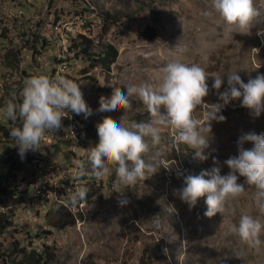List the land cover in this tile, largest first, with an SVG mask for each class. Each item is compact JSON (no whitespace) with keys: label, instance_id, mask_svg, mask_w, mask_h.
<instances>
[{"label":"rangeland","instance_id":"374dc122","mask_svg":"<svg viewBox=\"0 0 264 264\" xmlns=\"http://www.w3.org/2000/svg\"><path fill=\"white\" fill-rule=\"evenodd\" d=\"M86 1L91 3L86 7L91 8L98 20L88 22L80 30L72 20L86 21L88 10L70 9V0H0V30L1 27L6 30L5 38L0 39V138L6 139L0 140V148L6 144L10 149L15 146L9 133L13 125L2 111L7 102L13 100L23 87L25 78L55 74L51 71L52 45L41 41L48 29H55L57 40L73 41L83 34L94 43L107 42L117 50L115 61L107 70L98 65L90 67L86 57L75 54V49L73 56L66 57V63H58L57 73L77 79L86 103L93 110L87 117L91 126L84 144L86 155L90 147L98 143L97 123L104 116L111 115L113 120L126 127L150 119L146 106L136 96L129 98L130 108H120L115 113L98 111L99 98L102 95L110 97L113 87L126 94L127 86L159 84L162 69L174 59L199 65L205 70L210 89L203 98L205 104L223 103L217 90L212 88L214 76H222L219 92H224L228 87V74L237 72L245 83L257 75H264V0H253L259 15L253 21L250 33L243 35L224 24L213 11L212 0ZM75 3L85 7L80 0ZM99 11L115 14L117 21L107 23L102 31ZM20 12L23 16L30 15L28 20L17 18ZM205 12L209 14L205 15ZM56 15L61 17L53 24ZM28 25H31L33 36L20 37ZM33 41L35 51L39 53L30 61ZM9 49H18L16 62L4 54ZM93 50H98V44ZM83 67L85 72L80 71ZM161 112L165 113L163 107ZM70 113L73 117L77 115ZM203 113L204 109L198 106L194 115L203 122ZM220 114L226 120L212 121L209 147L205 149L206 160L195 158L194 151L188 146L178 145L173 129L155 125L160 130V143L153 147L151 139L146 138L149 151L143 156L145 162L156 169L149 178L138 180L128 188L116 180L111 166L110 173L99 185L98 179L88 174L87 195L91 198L85 204L84 217L72 225L54 226L55 208L24 221L20 217L21 208L12 207L11 224L0 233V264H6L5 261L30 264L20 261L21 253L17 249L23 247L27 252L33 244H37L38 252L46 245L49 247L53 257L47 264H264V233L260 237L259 250H255L230 231L242 214H249L264 223V214L254 203V187L245 184V193L237 199L226 200L223 213L218 212L212 217L204 215L206 196L198 198L190 210L174 194L175 189L185 186V176L199 175L217 166L214 158L219 161L221 174H227L230 169L223 162L238 157L240 136L249 132L264 133V111L258 117L254 116L250 109L241 106L240 99L231 100ZM78 116L82 117V114ZM243 146L251 148L253 145L246 141ZM69 151L68 146L63 147V163L68 159L76 162L82 153L78 152V158L70 157ZM29 152H38V149L27 150L21 160L27 161ZM53 156L56 164L61 163L60 153L58 155L55 150ZM81 164L80 160L72 167ZM84 164L82 168H88L87 160ZM70 173L71 178L80 180L77 168H70ZM238 182L244 183V178L239 177ZM95 187L94 195H89ZM66 190L74 189L66 183ZM98 193L100 197H97ZM121 199L127 200L123 206L119 202ZM25 230L36 232L38 237L35 238L42 236L41 241L47 243H36L33 239L27 242L23 239Z\"/></svg>","mask_w":264,"mask_h":264},{"label":"clouds","instance_id":"9594fccd","mask_svg":"<svg viewBox=\"0 0 264 264\" xmlns=\"http://www.w3.org/2000/svg\"><path fill=\"white\" fill-rule=\"evenodd\" d=\"M212 9L231 31L242 35L250 33L253 21L259 15L253 0H212ZM162 73L160 83L155 86H127L126 94L120 88L113 87L110 97L102 95L99 98L98 111L115 113L120 108H130L129 98L136 96L146 106L150 119L126 127L113 120L111 115H106L97 123L99 140L87 154V162L97 179L110 173L109 166L114 169L116 180L128 188L138 180L149 178L156 169L151 163H146L143 156L149 151L146 138L151 139L153 147L160 143V130L155 125L173 129L174 141L178 145L188 146L194 151L195 158L206 160L205 149L209 147L212 121L226 120L220 114L226 104L240 99L241 106L250 109L254 116L258 117L264 111V75H257L245 83L237 72L228 74V87L224 92H219L222 76H214L212 88L217 90L223 103L205 104L203 98L210 89L206 83L208 75L202 67L174 59L162 69ZM198 106L204 109L203 122L194 115ZM162 107L165 110L163 114ZM65 110L83 114L85 118L93 114L79 84L64 76L51 79L40 74L25 78L23 87L2 109L6 118L12 121L9 133L18 146L21 158L29 149H40V141L46 130L57 131L63 127ZM18 119L22 121V127L16 126ZM246 141L252 142L253 146L245 148L243 145ZM237 143L238 157L233 156L223 162L230 169L227 174H221L219 161L214 158L217 166L199 175L185 176V186L174 190V194L190 210L195 207L198 198L206 196L207 210L204 215L212 217L218 212L223 213L225 201L241 197L246 184L254 187L255 206L264 214V133L243 134ZM206 176L210 178L206 179ZM239 177L244 178V183L238 182ZM87 192L86 187H78L70 198L71 202L76 204L86 199ZM119 202L123 206L127 200L121 199ZM230 231L250 248L259 250L264 223L249 214H242L238 224L232 225Z\"/></svg>","mask_w":264,"mask_h":264},{"label":"built area","instance_id":"2783aa9c","mask_svg":"<svg viewBox=\"0 0 264 264\" xmlns=\"http://www.w3.org/2000/svg\"><path fill=\"white\" fill-rule=\"evenodd\" d=\"M14 1L17 2L18 0ZM69 6V8H82L83 10H88V18L86 21L72 20V23H78V29L80 30L81 26L88 22H95L98 19L96 15L90 13V8L71 4ZM29 16H23L21 12L17 13V18L20 20L23 17H26L25 19L27 20ZM1 24H4V22ZM29 27L30 25L27 26L25 32H21L20 37H27ZM41 41L46 43V45L48 43L52 45V52L50 54L51 71H57V64L59 62H65V57L71 56V54L73 56L74 51L71 50L72 41L56 40L55 29H48L41 37ZM36 53L32 54L31 52L30 61H32V56ZM67 122L68 117L65 116L62 118L63 127L61 129L57 131L46 130L40 141V149H38V152H29L28 162L21 163L17 168L14 177L19 184V189L24 190L21 191V195L23 196L22 202L17 205L19 206L17 208H21L20 217L24 221L30 220L36 217L37 214H42L52 208H55V210H75L76 222L84 217L85 204L89 201L91 196L87 195L86 199L79 200L76 204H73L70 198L78 187H86L87 174H93L92 169L89 163L88 168H81V166L71 167V159H68L67 163H63L62 147L68 146V140L71 139V134H79V144H76V148H71V152L72 154L75 152H83L84 160H87V155L85 154L86 145H81V138H87L88 127L91 125V122L82 114V122H77V131L75 132H67ZM10 123H12V121H10ZM15 123L16 126L21 127V121H16ZM55 150L58 155L60 153L59 157L61 158V163L59 164H56V158L54 160L53 154ZM12 153L11 162L17 163L18 146L15 145L12 147ZM69 168H77L80 171V181L74 190H65V181L69 178ZM4 172H6V166L4 167ZM100 183L101 179H98L97 184L99 185ZM0 210L2 211L3 209L1 208ZM11 216L13 217V215ZM25 231L23 239L27 242L33 239V241H37L36 243H47L46 241H41L43 238L42 236L35 238L38 237L36 232H31L29 230ZM27 236L30 239H28ZM32 249L39 253L37 251V244H33ZM4 259L7 260L6 256ZM5 263L11 264L7 261H5Z\"/></svg>","mask_w":264,"mask_h":264},{"label":"trees","instance_id":"16d2710c","mask_svg":"<svg viewBox=\"0 0 264 264\" xmlns=\"http://www.w3.org/2000/svg\"><path fill=\"white\" fill-rule=\"evenodd\" d=\"M72 1V5H75V0H70ZM98 15L101 18V29L102 31L105 30V25L107 23H112V22H116L117 21V17L115 14H110L106 11H99ZM61 17V16H60ZM59 15L55 16V21L53 22V24H55L58 19L60 18ZM52 24V25H53ZM5 28L1 27L0 30V39H4L5 38ZM29 34V32H28ZM30 34L31 36H33V32L32 29L30 30ZM44 35V34H43ZM98 44V50L94 51L93 47L95 45ZM30 49H32V54L36 53L35 51V43L34 41L31 43L30 45ZM73 49H75V54H80L82 56H85L86 60L88 61V64L90 67L94 66V65H98L101 68L104 69H108L109 65L112 64L115 61L116 55H117V50L116 48L107 42H97L94 43L92 41V39H90L89 37L79 34V38L74 39L71 42V50L73 51ZM19 51L18 49H9L7 50L4 54L5 55H9L11 57V59L13 60V62H16V60L18 59L17 55H18ZM67 61V60H66ZM11 64V63H10ZM9 64V65H10ZM81 72H85V68H81L80 69ZM53 72V71H52ZM56 74H54L52 77H57V76H64L67 79H71L74 82H77L76 78L70 77L68 75H64V74H59L57 73V71H54ZM22 73L24 74L25 72L22 71ZM26 76V73L24 74ZM77 119H79L80 122H82V117L76 115L75 116ZM10 122V121H9ZM22 126V124H21ZM91 126V125H90ZM90 126L88 127V131L90 129ZM77 130V128H76ZM79 136V134H78ZM87 141V138H84L83 143L85 144V142ZM10 142L13 143V140L11 139ZM8 143V142H7ZM69 147V146H68ZM180 149H182V147H180ZM71 152H70V157H71ZM74 157L78 156V153L72 154ZM76 155V156H75ZM13 153H12V149H10L8 147V145H3L0 148V209L2 208L3 210H0V232L3 231L7 226H9L11 224V211H12V207H15L17 205H19L22 202L23 196L21 195V191H24L22 189H19V184L15 179V173L17 171V168L21 165V163H27V161L25 160H21V157H19V162L17 163H12L11 159H12ZM20 156V155H19ZM82 161V165H85L84 162V153H81V156L79 157V159L76 160V162L78 161ZM72 163L73 165H75V163ZM8 169L6 172H4V167L8 166ZM90 166V165H89ZM79 167V166H77ZM15 172V173H14ZM78 181V182H77ZM79 179H74L71 178L67 180V183H70V186H72L73 189H75V186H77L79 184ZM97 189V187L93 188L90 192L89 195H94L95 190ZM97 197H100V194H97ZM75 210H62V209H56V219L54 222V226H56L57 228H63L67 225H72L75 222ZM44 232V231H43ZM46 233H48V231H45ZM14 245L16 244V242L13 243ZM48 246H44V248L42 249L41 252L37 253L35 252L33 249L29 250V251H25L23 247H19L17 249V252L21 253V260L20 261H27L30 264H47V262L52 259L53 254L48 251ZM13 250H15V248H13ZM20 262H18L17 264H19ZM147 264V263H145Z\"/></svg>","mask_w":264,"mask_h":264},{"label":"bare ground","instance_id":"6f19581e","mask_svg":"<svg viewBox=\"0 0 264 264\" xmlns=\"http://www.w3.org/2000/svg\"><path fill=\"white\" fill-rule=\"evenodd\" d=\"M81 2H82V4L83 5H85V8H87L86 6L90 3V2H87L86 0H80ZM91 4V3H90ZM72 5V4H71ZM82 6V5H81ZM83 7V6H82ZM70 9H73V8H70ZM90 13L92 14V12H91V8H90ZM92 15H94V14H92ZM97 16V15H96ZM98 17V16H97ZM29 18V17H28ZM28 20V19H27ZM98 20V19H97ZM96 20V21H97ZM95 21V22H96ZM74 24H78V23H74ZM88 23H86L85 25H83V26H86ZM83 26H81V30H82V27ZM30 27H31V25H30ZM30 27H29V30H28V32L30 31ZM28 32H27V37H28V35H31L30 34V32H29V34H28ZM83 35V34H82ZM55 39L57 40V38H56V35H55ZM65 41V40H64ZM73 55H74V53H73ZM65 61H66V57H65ZM66 63V62H65ZM57 67H58V64H57ZM52 74H53V72H52ZM56 74V73H55ZM65 75H67V74H65ZM52 77V76H51ZM50 77V78H51ZM65 112H66V117H68V122H67V132H75V131H77L76 130V128H77V122H80L79 121V119H77L75 116L73 117V115L70 113L71 111H68L67 112V110H65ZM83 140H84V138H81V145H84V143H83ZM76 144H79V136H78V134H71V139H69L68 140V148H70V151H69V153L71 152V148H76ZM64 147V146H63ZM63 147H62V157H63ZM72 153V152H71ZM75 153H78V152H75ZM74 153V154H75ZM71 156H73L72 154H71ZM76 156V155H75ZM78 158V157H77ZM76 158V159H77ZM74 159V158H73ZM72 159H71V167H72ZM18 162H19V150H18ZM80 161H78V163H79ZM90 165V164H89ZM74 166V165H73ZM8 167V166H7ZM7 167H6V171H7ZM81 168H82V166H81ZM15 173V172H14ZM72 173V172H71ZM70 168H69V178L68 179H66V181H65V190H66V183H67V180H69L70 179ZM76 174V173H75ZM74 177V176H73ZM72 177V178H73ZM80 178V177H79ZM78 182V181H77ZM72 187V186H71ZM76 187V186H75ZM86 188L88 189V174H87V183H86ZM75 212V211H74ZM32 232V231H31Z\"/></svg>","mask_w":264,"mask_h":264},{"label":"crops","instance_id":"0c3cea01","mask_svg":"<svg viewBox=\"0 0 264 264\" xmlns=\"http://www.w3.org/2000/svg\"><path fill=\"white\" fill-rule=\"evenodd\" d=\"M4 139H6V138H0V140H4Z\"/></svg>","mask_w":264,"mask_h":264}]
</instances>
